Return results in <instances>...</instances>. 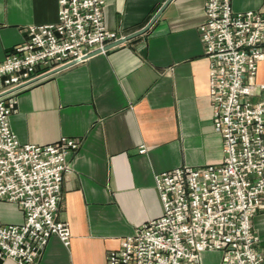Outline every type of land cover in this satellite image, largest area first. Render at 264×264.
Wrapping results in <instances>:
<instances>
[{"label": "crops", "instance_id": "crops-1", "mask_svg": "<svg viewBox=\"0 0 264 264\" xmlns=\"http://www.w3.org/2000/svg\"><path fill=\"white\" fill-rule=\"evenodd\" d=\"M103 1L105 27L125 36L144 27L166 0ZM57 2L0 0V61L25 38L28 25L56 21ZM231 5L264 11V0ZM204 20V0H170L145 32L16 92L10 125L20 141L53 144L66 136L80 143L58 209V218L69 224L70 244L52 235L35 264H106L107 251L120 239L163 213L158 172L222 160L208 94L209 61L198 32ZM258 67L255 80L264 83V59ZM259 99L264 89L253 97ZM19 206L0 200V223H22ZM253 227L264 250V209ZM202 256L201 264L222 258L219 251ZM0 264L18 263L6 258Z\"/></svg>", "mask_w": 264, "mask_h": 264}, {"label": "built area", "instance_id": "built-area-1", "mask_svg": "<svg viewBox=\"0 0 264 264\" xmlns=\"http://www.w3.org/2000/svg\"><path fill=\"white\" fill-rule=\"evenodd\" d=\"M57 1L56 21L28 25L0 61V200L17 203L24 215L20 224L0 223V259L18 264H35L52 235L70 244L58 209L80 143L66 136L53 144L20 141L10 125L16 92L122 37L105 27L103 0ZM204 10L198 32L224 155L217 164L158 172L163 213L120 239L106 264H201L205 251H219L220 264H264L253 227L264 209V99L253 100L264 89L255 80L264 59V11H235L231 0H204Z\"/></svg>", "mask_w": 264, "mask_h": 264}, {"label": "water", "instance_id": "water-1", "mask_svg": "<svg viewBox=\"0 0 264 264\" xmlns=\"http://www.w3.org/2000/svg\"><path fill=\"white\" fill-rule=\"evenodd\" d=\"M169 1H170V0H166V1H165V3H164V4H163V5L157 10V12L152 16V18L150 19V21H149L144 27H142V28L139 29L138 31H135V32H133V33H131V34H128V35L122 36L121 38H119V39H117V40H115V41H113V42H111V43L105 45L103 49L105 50V49H107V48H111L112 46L119 45V44H121V43L127 41L128 39H130V38H132V37H134V36H136V35H138V34H141V33L145 32V31L151 26V24L153 23V21L156 20V18H157L158 15L160 14V12L163 10V8L165 7V5H166ZM98 51H99V49H98V50H95V51H92L91 53L88 54V56H90V55H92V54H94V53H97ZM68 65H70V63H69V64H65V65H63V66H60V67H57V68L53 69L52 71H50V72H48V73H46V74H47V75H51V74H53V73H55V72H57V71L63 69L64 67H66V66H68ZM20 87H21V86H20Z\"/></svg>", "mask_w": 264, "mask_h": 264}]
</instances>
